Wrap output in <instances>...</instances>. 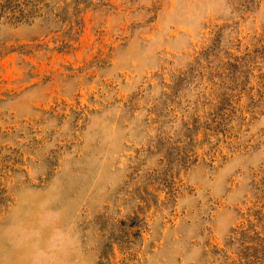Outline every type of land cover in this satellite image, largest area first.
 Masks as SVG:
<instances>
[{"label":"rangeland","instance_id":"374dc122","mask_svg":"<svg viewBox=\"0 0 264 264\" xmlns=\"http://www.w3.org/2000/svg\"><path fill=\"white\" fill-rule=\"evenodd\" d=\"M63 1L0 24V264H264V0Z\"/></svg>","mask_w":264,"mask_h":264},{"label":"trees","instance_id":"16d2710c","mask_svg":"<svg viewBox=\"0 0 264 264\" xmlns=\"http://www.w3.org/2000/svg\"><path fill=\"white\" fill-rule=\"evenodd\" d=\"M59 1L64 4L63 0H0V24L17 25L37 19H60L64 6L59 7Z\"/></svg>","mask_w":264,"mask_h":264}]
</instances>
